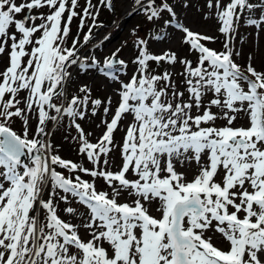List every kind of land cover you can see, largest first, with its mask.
I'll return each mask as SVG.
<instances>
[{
	"label": "snow or ice",
	"instance_id": "obj_1",
	"mask_svg": "<svg viewBox=\"0 0 264 264\" xmlns=\"http://www.w3.org/2000/svg\"><path fill=\"white\" fill-rule=\"evenodd\" d=\"M101 7L114 11L113 0L82 9L79 0H0V264H264V70L253 66L255 49L236 62L240 27L264 32V0H205L220 51L207 46L218 37L193 32L169 0H133L147 24L181 33L195 59L152 54L133 29L127 80L122 49L102 62L81 55L103 27ZM176 64L179 82L165 67ZM90 69L113 85L114 109L86 84L69 92L73 73ZM101 110L105 130L93 143L80 121ZM64 120L92 167L63 159L46 139L47 125Z\"/></svg>",
	"mask_w": 264,
	"mask_h": 264
},
{
	"label": "rangeland",
	"instance_id": "obj_2",
	"mask_svg": "<svg viewBox=\"0 0 264 264\" xmlns=\"http://www.w3.org/2000/svg\"><path fill=\"white\" fill-rule=\"evenodd\" d=\"M170 3L174 4L175 11L178 14V17L182 22L188 26L193 32H199L208 36H216L218 39L214 43H207V46L217 51L222 50L223 48V36L217 31L219 24L214 18L205 19L204 13L207 11L204 8L205 0H169ZM81 9L84 6L85 0H79ZM93 3H97V0H93ZM114 11H109L106 8L101 7L100 15L98 18V23L102 25L101 28L93 29V39L87 45L81 55L91 56L93 53L96 57L103 61L105 57L111 56L113 52L117 49H122L119 53V58L128 62L129 67L127 70V76L122 78L127 80L133 74L135 65L131 62L137 55V49L134 47V42L137 39V35L133 34V29H137V34L142 39L148 40V50L155 55H161L166 51L174 52L180 58H187L190 60L195 59V55L188 51V46L182 43L181 36L182 34L176 31H173L171 28L164 30L161 27V24H147L145 17L138 13L133 7V0H113ZM189 3V7L185 8L184 4ZM131 11V15L128 13ZM259 15V13H257ZM165 19H168L165 15ZM90 24L91 21H88ZM79 24V18H75L71 28L72 33L75 34L77 31V26ZM87 31V28L84 29ZM162 31L168 33L169 38H165L162 41H157L154 39V36L161 34ZM240 35L243 37V42L241 43L238 38L236 41V47L241 48L242 55L237 58L236 62L240 65L246 63L247 57L250 53H254L253 66L257 70H264V32H260L259 36H256L255 30L252 27L247 25H242L239 29ZM83 33H81L82 40ZM105 36H109L110 39L104 40ZM103 41L101 44L100 42ZM255 41V43H254ZM123 46V47H122ZM6 64V58H0V69H2ZM102 66V63H101ZM155 64L153 68L155 69ZM169 71L173 72V78L179 82V77L176 75L180 73L183 68L182 65L176 64L175 66H165ZM157 71H163V69H157ZM74 82L69 88L70 93H74L80 86L88 85L91 88L92 98H99L105 100L107 97L111 96L113 98V109L116 107V101L118 97L114 95L113 85L108 81L101 73L95 69H90L88 73L77 74L73 73ZM111 113H109V119ZM102 119V110L98 111L97 116L91 117L84 121H80L81 126L83 127L85 133H91L89 140L93 143L97 142V138L100 137L104 132V127L101 125ZM128 120L123 121V125H127ZM37 121L35 118L31 121V131L30 135L35 133ZM68 121L64 120L60 124L50 122L47 125L48 130L51 135L46 139H49L54 146L58 149V153L63 159L70 160L73 162L81 163L85 167H92L88 163L86 158L78 154V146L76 141L72 137L77 136L75 129L67 127ZM14 128L19 132L22 129V123L17 121L14 125ZM116 142L122 143L124 136L123 131H117L115 134ZM113 163L115 165L120 164L119 149L116 150V153L113 158ZM58 171H63L62 169H57ZM115 170V168L113 169ZM182 170V169H180ZM85 179H90L89 177H84ZM187 178L191 180L193 178V173H189ZM98 187L103 185L102 181L97 182ZM47 198V196H45ZM73 207L77 205L73 204ZM65 207L64 203L61 202L58 206V211L64 219H68L65 213L62 211ZM157 207L156 204L152 206L151 214L158 216L159 214L155 211ZM73 223H78V220H73ZM219 234H217L218 236ZM81 236L84 239L88 237L83 231H81ZM214 243H217L218 247H222L225 250L227 249L226 243H219L214 239Z\"/></svg>",
	"mask_w": 264,
	"mask_h": 264
}]
</instances>
